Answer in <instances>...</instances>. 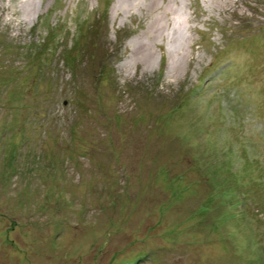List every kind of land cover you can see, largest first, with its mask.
<instances>
[{
	"label": "rangeland",
	"instance_id": "rangeland-1",
	"mask_svg": "<svg viewBox=\"0 0 264 264\" xmlns=\"http://www.w3.org/2000/svg\"><path fill=\"white\" fill-rule=\"evenodd\" d=\"M0 264H264V0H0Z\"/></svg>",
	"mask_w": 264,
	"mask_h": 264
}]
</instances>
